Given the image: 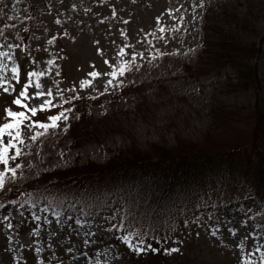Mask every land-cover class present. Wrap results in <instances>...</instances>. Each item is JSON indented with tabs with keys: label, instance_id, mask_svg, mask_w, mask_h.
Masks as SVG:
<instances>
[{
	"label": "trees",
	"instance_id": "16d2710c",
	"mask_svg": "<svg viewBox=\"0 0 264 264\" xmlns=\"http://www.w3.org/2000/svg\"><path fill=\"white\" fill-rule=\"evenodd\" d=\"M22 1L23 5H15L14 0H0V34L8 31L14 36L13 46L27 52L20 71L23 72L25 66V72L33 73V60L28 59V52L30 49L38 52L44 47L36 43L40 36L36 28L42 26L43 30H49L47 22L52 18L57 22V30L47 35L46 42L53 46L52 54L56 58L52 59L59 61L53 64L60 67V76H51L49 81L54 85L64 81L83 86L81 92L71 90L67 101L71 115H67V121H62L63 133L71 145L82 141L79 139L92 142L98 132L103 134L96 139L108 137L111 125L121 124L125 113H137L138 103H143L138 99H145L150 87L155 90L163 85L159 79L140 76L144 71H151L152 64L180 63L179 75L184 78L187 73L195 79L212 72L218 75L228 68L231 72L225 75L224 82L235 77L243 84L253 74L256 65L253 58H260L263 53L264 37L260 39L254 34L258 30L254 10L240 12L237 3L241 0H211L197 10L199 37L194 49L195 64L189 63L190 59L178 60L176 53H167L169 46L175 41L181 42L187 33L178 0ZM56 1L59 4L55 10ZM171 3L175 6H169ZM15 8L20 9L19 15L11 12ZM152 10H156L155 13ZM149 18H153L155 24L148 23ZM5 40H10L9 35L0 44L12 46ZM153 47L154 53H149ZM133 52L136 57L132 56ZM121 66L125 69L123 73ZM167 68L161 70L160 75H164ZM113 71L117 76L110 75ZM96 77L101 84L94 90H86ZM140 90L141 93H137ZM263 118L257 111L254 137L249 143L200 152L168 150V146L161 143L137 148L129 145L117 150L104 163L74 162L41 173L26 184L5 190L0 194V201H17L29 211L43 207L54 214L65 212L75 223L77 219L85 223L104 219L116 243L132 250L123 239L129 228L142 229L145 239L161 249L179 227L184 229L197 219L214 217L220 203L237 201L250 211L243 200L253 196L259 206L252 214L259 219L264 237V128L260 127ZM97 123L101 124V130L96 128ZM258 132L263 134L260 139ZM101 192L114 194L99 197L108 211L97 206ZM71 202L74 207L68 205ZM120 206L130 211L135 220L130 217L125 222L124 215L116 211ZM117 215L119 224L112 218ZM186 220L188 223H184ZM114 224L117 226L112 227ZM153 233H166L168 239L153 241Z\"/></svg>",
	"mask_w": 264,
	"mask_h": 264
},
{
	"label": "rangeland",
	"instance_id": "374dc122",
	"mask_svg": "<svg viewBox=\"0 0 264 264\" xmlns=\"http://www.w3.org/2000/svg\"><path fill=\"white\" fill-rule=\"evenodd\" d=\"M210 1L176 2L178 9L180 6L183 8L180 11L187 33L183 31L184 39L172 43L167 53H176L178 60L187 62L190 59L189 63H196L194 49L198 46L199 37L197 10L205 4H210ZM237 4L240 12L254 10L257 18L254 20L258 24V30L254 34L262 39L264 0H241ZM169 6H175V3ZM152 11L155 13L156 10ZM148 20V23L155 24L153 18ZM47 25L49 30H43L42 26L36 28V31L40 32L36 43L44 47L38 52L35 49L28 52V59L33 60V71L41 72V79L44 80L41 84L44 89L39 91L41 95L36 94L32 101L28 99V89L23 90L25 84L21 81V78L26 76L25 66L23 72H20V64L27 52L23 53L17 46H13L16 40L10 32L0 34V42L9 35L10 40L4 42H10L12 45L8 47L4 46V43L0 44V126L14 120L8 115L9 109L25 113L19 128L9 130L12 136H9L8 132L0 136V145L11 140L21 149L16 160L10 161L8 165L14 167L19 163L21 168L17 169L15 176L11 173L5 174V186L0 188V193L12 186L26 184L41 173L61 169L74 162L84 163L92 160L104 163L114 156L117 150L129 148V145L137 148L143 144L161 143L167 145L168 150L200 152L225 150L240 142L249 143L252 136L254 137L256 112L260 111L264 115V42L263 53L259 55L261 57L253 58L256 62L253 74L249 75V81L243 84L238 83L235 77L224 82L225 75L231 72L228 68L218 75L212 72L198 75L195 79L187 73L184 78L179 75L180 63L166 61L160 65L152 64V70L144 71L140 76L145 74V77L150 76V79H159L163 84L162 88L153 90L150 87L144 95L145 99H138L143 103H138L137 113H125L121 124L111 125L113 133L110 132L108 137L102 138L103 135L102 139L98 140L97 136L103 134L98 132L99 135L92 137V142L86 143L84 139H79L82 140L79 144L71 145L70 139L63 133L64 125L61 122L53 128L50 117L41 123L36 119L42 118L39 109L55 105L52 98L57 99L58 103L70 92V83L62 81L59 85H54L49 81L51 76H60V67L53 64H58L59 61L52 59L56 58L52 54L53 46L46 42L47 35L57 30L58 24L52 18ZM249 32L252 33L253 30ZM154 51L153 47L149 53ZM166 67L169 68L164 75H160L161 70ZM13 68L17 71L13 72ZM48 68L50 71H47ZM176 75L179 76L175 77ZM10 76L13 81L9 84L5 80ZM17 79L20 81L15 85ZM36 90L33 85L30 86L31 93ZM22 91L25 92L23 97L20 96ZM48 91H52L51 97L48 96ZM137 93H141V90ZM16 97L24 102L15 104ZM31 107H35L37 111L30 112L28 109ZM42 123L48 124L49 128H41ZM100 127L101 124L97 123L96 128L101 130ZM260 127L264 128V118L260 120ZM16 131L20 132L19 137H16ZM262 136L263 134L258 132L257 138ZM9 156H16L15 147L9 150ZM4 167L0 163V171H3ZM229 201L220 203L217 214L210 217V220H195L187 228L176 230L165 247L179 248V251L165 252V247H154L160 250H148L138 254L118 247L110 240L111 237L100 223L86 226L88 229L84 232L81 224L76 227L72 222L60 221L42 210L28 212L18 209L16 205L7 209L2 207L0 264H264L262 228L259 219L252 214L259 206L258 199L250 196L243 200L250 211L237 201H230L231 204ZM222 204L226 205L222 207Z\"/></svg>",
	"mask_w": 264,
	"mask_h": 264
},
{
	"label": "snow or ice",
	"instance_id": "6c2138e0",
	"mask_svg": "<svg viewBox=\"0 0 264 264\" xmlns=\"http://www.w3.org/2000/svg\"><path fill=\"white\" fill-rule=\"evenodd\" d=\"M136 53H132L133 57H136ZM13 72H16L17 69L13 68L12 70ZM125 71L124 67L121 66L120 68V72L123 73ZM28 75H42V73H28ZM90 75H99L98 73H90ZM111 76H117V72L113 71L110 73ZM109 84L112 83L111 80L108 81ZM25 88H27V85H25ZM5 91H7V89H5ZM25 95V92H20V96L23 97ZM37 95H41V93H37ZM49 95H51V93H49ZM15 104L20 105L22 103L20 98H17L14 101ZM47 103V101H46ZM44 105H41V108H43ZM30 112L35 113L37 111V109L35 107H31L28 109ZM65 111H67V109H65ZM8 115L13 117L14 120L9 122V123H5L2 126H0V136H3L5 132H8L9 136H12V132L9 131L10 129H18L19 125L22 121V118H25V113L23 111H12L11 109L8 110ZM51 121L53 122L51 127L55 128L57 127V121L60 119H63L65 121H67L68 116L64 115V113H60L59 115H52L50 117ZM41 128L47 129L49 128V125L46 123H42ZM16 137L20 136V132L16 131L15 133ZM15 147V152H16V156H9V150L11 148ZM21 153V149L19 147H16L13 142L11 140H9L8 143L6 144H2L0 145V163H2L5 167L3 168V171H0V188H3L5 186V174L6 173H11L12 176H15L17 173V169L21 168V165L19 163H16L14 167H9V163L10 161H15L16 157L19 156ZM114 194L112 192H108V193H99L98 194V198H97V206L102 208L104 211H108L109 208L107 205L100 203L99 197H111ZM72 207H74V205H70ZM0 207H2V205H0ZM57 207H61V205H57ZM116 211L119 214H123L124 215V220L125 222H127V220L131 217L133 220H135V217L133 216V214L128 211L127 209L124 208V206H120L118 209H116ZM57 216L60 215L59 212L56 213ZM113 219L117 220V224L120 223V219H119V215L112 217ZM80 220L77 219L76 223L80 224ZM184 223H188V221H184ZM117 225L114 224L112 225V227H116ZM146 234L143 232L142 229H133V228H129L128 229V233L126 235L123 236L124 241L128 244V247L131 248L134 252H143V251H159V248H154L153 244L151 242H149L147 239H145ZM168 239L167 234L165 233L164 235H158L156 233H153L152 235V240L156 241V242H165ZM165 252H172V251H179V248H175V247H165L163 249Z\"/></svg>",
	"mask_w": 264,
	"mask_h": 264
}]
</instances>
